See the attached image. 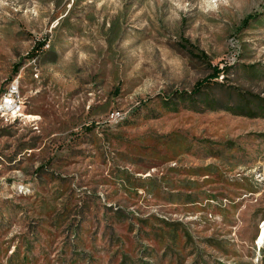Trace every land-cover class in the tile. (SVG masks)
Masks as SVG:
<instances>
[{
	"label": "rangeland",
	"instance_id": "rangeland-1",
	"mask_svg": "<svg viewBox=\"0 0 264 264\" xmlns=\"http://www.w3.org/2000/svg\"><path fill=\"white\" fill-rule=\"evenodd\" d=\"M223 63L264 96V0H0V264H264V117L161 105Z\"/></svg>",
	"mask_w": 264,
	"mask_h": 264
},
{
	"label": "trees",
	"instance_id": "trees-1",
	"mask_svg": "<svg viewBox=\"0 0 264 264\" xmlns=\"http://www.w3.org/2000/svg\"><path fill=\"white\" fill-rule=\"evenodd\" d=\"M251 19H255L252 14H247L242 18L241 24L246 26ZM43 44V41H37L31 47L30 53L27 54L28 57H33L34 52ZM195 57L203 59L202 53L192 54ZM242 68L250 76H260L261 71L255 67L253 63L241 64ZM210 71L203 77L196 79L189 90L185 89H173L168 94H163L160 96L161 105L166 110L178 109V105L182 102L189 101V104H194L196 109H224L234 114L246 115V116H261L264 117V96L260 93H255L251 91H243L238 87L226 84L223 81H218L216 77L218 75L224 76L223 72H228L232 64L223 63L221 66L218 64H208ZM215 87H220L226 93V101L224 99L218 98L213 89ZM5 88L0 92L2 93ZM137 109V106H136ZM138 112L139 110H135ZM134 114V112H133ZM85 129L88 130L87 126ZM2 134V133H1ZM24 147H33L32 144ZM39 169V167H38ZM187 200L192 201L193 199L188 198L191 193H186ZM261 253L259 262H264V244L260 247ZM119 264H122L119 263Z\"/></svg>",
	"mask_w": 264,
	"mask_h": 264
},
{
	"label": "built area",
	"instance_id": "built-area-1",
	"mask_svg": "<svg viewBox=\"0 0 264 264\" xmlns=\"http://www.w3.org/2000/svg\"><path fill=\"white\" fill-rule=\"evenodd\" d=\"M20 107L16 82L10 83L4 89V99L0 102V114L15 115V109Z\"/></svg>",
	"mask_w": 264,
	"mask_h": 264
},
{
	"label": "bare ground",
	"instance_id": "bare-ground-1",
	"mask_svg": "<svg viewBox=\"0 0 264 264\" xmlns=\"http://www.w3.org/2000/svg\"><path fill=\"white\" fill-rule=\"evenodd\" d=\"M18 108H20V107H18ZM18 108L15 109V114H17V109ZM261 226H262V232L261 233L264 234V221H263Z\"/></svg>",
	"mask_w": 264,
	"mask_h": 264
}]
</instances>
